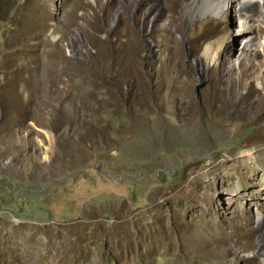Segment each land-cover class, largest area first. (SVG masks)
I'll list each match as a JSON object with an SVG mask.
<instances>
[{
	"label": "rangeland",
	"instance_id": "1",
	"mask_svg": "<svg viewBox=\"0 0 264 264\" xmlns=\"http://www.w3.org/2000/svg\"><path fill=\"white\" fill-rule=\"evenodd\" d=\"M88 1L54 0L26 31L33 0H0V264H254L264 8Z\"/></svg>",
	"mask_w": 264,
	"mask_h": 264
},
{
	"label": "bare ground",
	"instance_id": "2",
	"mask_svg": "<svg viewBox=\"0 0 264 264\" xmlns=\"http://www.w3.org/2000/svg\"><path fill=\"white\" fill-rule=\"evenodd\" d=\"M97 1H99V0H89L88 1L89 4L87 5V7L90 8V4L93 2H97ZM108 1L110 2V0H108ZM147 1H150V0H142V2L140 4L138 3L140 5V7H142V12L144 10L143 7L146 5ZM53 3H54V0H33V10H32V12H30V15H29V24L30 25H29V28L24 26V29L27 31V30H30L33 28L44 29L45 27H47L49 25L48 22L50 20L54 19L52 9H51V7L53 6L52 5ZM182 3H183L182 15L184 17L199 13V12L206 10V9L210 10L213 8H218L217 12L219 14L225 15L226 10L229 7L230 0H183ZM73 4H75V6H78L80 4V2L75 3V1H74ZM165 4H166L167 8L172 9L175 6V0H165ZM241 6L244 7L248 12L253 13V11L258 10L259 8H264V0H243V2L241 3ZM145 8L146 9H145L144 15L142 14L144 16V21L146 23H150L151 25L152 24L157 25L159 16H157V15H153V17L151 16V14H150L151 5L150 4H149V6H147ZM210 12H211V10H210ZM77 21H78V18L76 16H74L72 18V21H70V23L67 25V27L71 28L73 26H76ZM127 25H126V27H127ZM56 26L57 25H55L54 27H56ZM64 39H65V36H63V35H61L59 37L60 42L63 41ZM224 41H225V39H224V36L222 35L215 42L209 43V45L206 48L207 58H209L210 60H213V58L215 57V56H213V54H214L213 52L221 50V48L224 47L223 46ZM224 108H225V110L227 109L226 107H224ZM245 155H246L245 159H246V157H253V153L251 151L247 152ZM236 161L237 160H234L233 162H236ZM243 168H244L243 172H245V171L249 172V170H251L250 167L244 166ZM245 213H246V215L249 214L247 212V210L245 211ZM259 221L261 222L262 219H259ZM260 227L263 228L264 226L260 225ZM245 238H247V239L245 240ZM228 241H229V243L233 242L231 247H232V249L235 250V252H238L237 250H239L241 253H243L244 250H251L254 247V244L252 242V233L250 230L247 229V225H245L243 223L240 224V226L238 227L237 230L232 231L229 234ZM259 243L261 245H264V241H260ZM223 245L226 246L225 243H223ZM224 255L226 256L228 254H224ZM253 263L254 264H264V254L261 257L253 260Z\"/></svg>",
	"mask_w": 264,
	"mask_h": 264
}]
</instances>
